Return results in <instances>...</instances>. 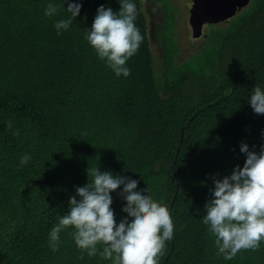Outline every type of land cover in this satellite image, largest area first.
Returning <instances> with one entry per match:
<instances>
[{
	"label": "trees",
	"instance_id": "obj_1",
	"mask_svg": "<svg viewBox=\"0 0 264 264\" xmlns=\"http://www.w3.org/2000/svg\"><path fill=\"white\" fill-rule=\"evenodd\" d=\"M73 2L80 13L58 34L67 2L0 0V264H112L82 254L72 228L60 233L58 251L49 247L69 197L97 167L138 181L137 191L168 206L174 234L160 264H264V241L225 260L203 223L214 179L243 166L240 144L257 153L264 146V115L248 103L254 85L264 91V0L210 26L204 46L181 61L169 1L130 0L143 41L126 78L85 39L97 8L118 12L122 0ZM149 2L156 31L146 23ZM48 3L60 7L53 17L44 15ZM224 52L228 65L219 64ZM25 154L31 159L20 165ZM122 187L110 193L117 223L127 215Z\"/></svg>",
	"mask_w": 264,
	"mask_h": 264
},
{
	"label": "clouds",
	"instance_id": "obj_2",
	"mask_svg": "<svg viewBox=\"0 0 264 264\" xmlns=\"http://www.w3.org/2000/svg\"><path fill=\"white\" fill-rule=\"evenodd\" d=\"M194 1L190 2L189 9ZM64 2H67L64 10L70 16L54 23L58 34L69 28L81 9L78 2L63 0V4ZM119 5L118 12L103 5L98 7L85 39L98 58L117 77L122 75L126 78L131 75L126 62L139 50L143 36L135 24L136 5L130 0H122ZM145 10H148L145 13L147 23L153 13L148 8ZM59 11V6L48 3L44 15L53 17ZM152 11L155 12L156 9L153 8ZM231 17L223 21L203 23L198 37H191L189 27V36L194 39L201 36L205 43L207 32L203 34L202 28H217L216 23L226 24ZM157 26L151 28L156 31ZM220 59L219 64L224 65L233 60L227 52L220 54ZM248 103L255 114L264 115V91L260 86H253ZM7 128L13 130L14 136L19 135V130L13 129L11 120L8 121ZM240 152L246 157L243 166L237 165L230 175L214 179V188L210 189L212 198L204 206L206 215L203 223L208 227L210 236L215 238L217 255L223 256L225 260L233 259L242 250H259L264 241V146L257 153L250 151L246 143H241ZM30 159V154H25L19 163L26 165ZM89 175L92 177L91 183L75 189V195L69 197L66 214L59 218L49 233V247L52 251L59 250L60 233L72 228L74 231L70 235L76 246L81 249L82 254L86 252L89 257L99 253L102 259L110 260L112 264H160L166 242L174 234V223L168 206L155 201L148 194L147 188L143 190L144 194L137 191L138 181L126 176L113 175L110 171L101 172L98 167L88 170L87 176ZM121 186L119 195L125 201L121 211L127 215L117 223L111 207L113 199L110 193ZM98 245L102 249H98Z\"/></svg>",
	"mask_w": 264,
	"mask_h": 264
},
{
	"label": "rangeland",
	"instance_id": "obj_3",
	"mask_svg": "<svg viewBox=\"0 0 264 264\" xmlns=\"http://www.w3.org/2000/svg\"><path fill=\"white\" fill-rule=\"evenodd\" d=\"M144 2L148 1V0H143ZM169 2V6L172 10V12L174 13V24L173 26L175 27V34L177 36V46L179 49L178 55L176 56V59L178 61H181L183 59H185L186 57L195 54L198 52L199 47H201V45L204 43L203 38H201V36L197 39L191 38L189 36V27L187 25V16H188V9H189V5L190 2L192 0H168ZM250 1V0H249ZM147 8L149 9V12L153 15L152 17L148 18V26L149 28H151L152 26L155 28L158 23H159V19H158V15H156V11L157 8L156 6L153 7L151 5V3H146ZM155 8L156 11L153 12L152 9ZM148 12V10L146 11ZM159 14V13H158ZM224 25V22H219L216 23L215 26L221 27ZM152 27V28H153ZM208 30L207 26H204L202 28V33L205 34ZM153 38V37H152ZM154 60L158 59V52L154 51ZM154 70L158 71V62L156 61L154 64ZM159 72H157L158 74Z\"/></svg>",
	"mask_w": 264,
	"mask_h": 264
},
{
	"label": "water",
	"instance_id": "obj_4",
	"mask_svg": "<svg viewBox=\"0 0 264 264\" xmlns=\"http://www.w3.org/2000/svg\"><path fill=\"white\" fill-rule=\"evenodd\" d=\"M249 0H195L189 9V27L191 37L200 35L203 23L223 21L231 17L239 8L247 4ZM179 131V141L182 137ZM176 155V149L174 156ZM175 157H173L174 162Z\"/></svg>",
	"mask_w": 264,
	"mask_h": 264
},
{
	"label": "flooded vegetation",
	"instance_id": "obj_5",
	"mask_svg": "<svg viewBox=\"0 0 264 264\" xmlns=\"http://www.w3.org/2000/svg\"><path fill=\"white\" fill-rule=\"evenodd\" d=\"M149 1V0H148ZM144 8L146 9L147 8V6H146V3H145V6H144Z\"/></svg>",
	"mask_w": 264,
	"mask_h": 264
}]
</instances>
